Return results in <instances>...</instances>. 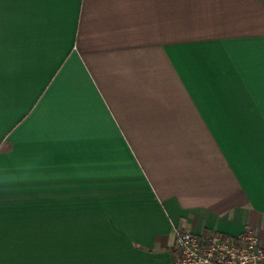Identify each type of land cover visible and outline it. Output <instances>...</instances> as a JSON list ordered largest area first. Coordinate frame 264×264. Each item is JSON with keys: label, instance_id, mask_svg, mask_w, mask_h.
Wrapping results in <instances>:
<instances>
[{"label": "crops", "instance_id": "0c3cea01", "mask_svg": "<svg viewBox=\"0 0 264 264\" xmlns=\"http://www.w3.org/2000/svg\"><path fill=\"white\" fill-rule=\"evenodd\" d=\"M264 243V0H0V264H174L177 229Z\"/></svg>", "mask_w": 264, "mask_h": 264}, {"label": "built area", "instance_id": "2783aa9c", "mask_svg": "<svg viewBox=\"0 0 264 264\" xmlns=\"http://www.w3.org/2000/svg\"><path fill=\"white\" fill-rule=\"evenodd\" d=\"M176 236L179 251L174 264H264V243L252 227L235 237L183 229H177Z\"/></svg>", "mask_w": 264, "mask_h": 264}]
</instances>
